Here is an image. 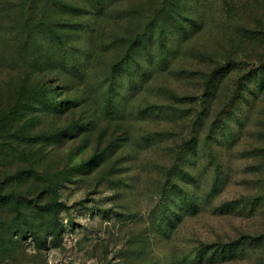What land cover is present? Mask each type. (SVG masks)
Listing matches in <instances>:
<instances>
[{
  "label": "rangeland",
  "instance_id": "1",
  "mask_svg": "<svg viewBox=\"0 0 264 264\" xmlns=\"http://www.w3.org/2000/svg\"><path fill=\"white\" fill-rule=\"evenodd\" d=\"M5 4L0 264H264V0Z\"/></svg>",
  "mask_w": 264,
  "mask_h": 264
},
{
  "label": "trees",
  "instance_id": "2",
  "mask_svg": "<svg viewBox=\"0 0 264 264\" xmlns=\"http://www.w3.org/2000/svg\"><path fill=\"white\" fill-rule=\"evenodd\" d=\"M97 1H100V0H97ZM8 9H9L8 4H5L3 6V8H0V16H2L3 14H5L4 11H7L8 12ZM21 15L24 16V12H22V10H21ZM5 31H6L5 29L0 28V35H3V33ZM221 73H223L222 68L221 67L220 68H216L213 71V73L210 75L209 79H211V81H213V83L216 84V82H218V80L221 77ZM260 76H262V75L260 74ZM262 81L264 82V77H262ZM36 93L37 92L34 93V90H33L30 98H26V96H25V95L28 94V92H27V94H24V92L19 93V96L21 98H24V101L23 102H25V103L24 104H21L20 101L17 102L15 104V106H14V108H15L14 111H18L19 112L21 110H24L25 108H27L29 106V101L30 102H34L37 99H39V95L40 96L43 95V94H36ZM29 109H32V108L29 107ZM55 109L58 110V107H56ZM1 194L2 193H0V197L2 196ZM19 197H21V195H18V194H10L7 197H3L5 199L0 202V207L7 208V207L11 206V207H13V210L12 211L16 212L17 215L19 214L18 221H20V219H23V218L25 220H27L28 217L26 216V210H25V209H27V205L26 204H23L22 202L19 204V200H20V199H18ZM1 205H5V206H1ZM39 210H41L40 213H42L43 215H46L47 213H51L52 211L57 214L58 211H59V204H55V206L53 205L50 208H47L45 206H41V207H39ZM41 219L43 220L42 217L39 218V220H41ZM35 225L36 224H34V226L30 228V233L32 235V238H34L35 241L38 242V243H44V241L42 240L41 235L37 232V226H35Z\"/></svg>",
  "mask_w": 264,
  "mask_h": 264
}]
</instances>
